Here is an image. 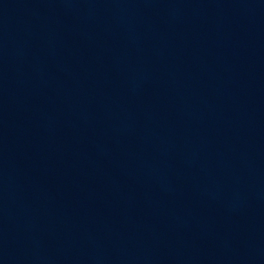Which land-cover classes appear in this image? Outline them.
Wrapping results in <instances>:
<instances>
[{
    "label": "water",
    "instance_id": "1",
    "mask_svg": "<svg viewBox=\"0 0 264 264\" xmlns=\"http://www.w3.org/2000/svg\"><path fill=\"white\" fill-rule=\"evenodd\" d=\"M0 264H264V0H0Z\"/></svg>",
    "mask_w": 264,
    "mask_h": 264
}]
</instances>
